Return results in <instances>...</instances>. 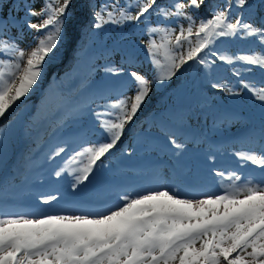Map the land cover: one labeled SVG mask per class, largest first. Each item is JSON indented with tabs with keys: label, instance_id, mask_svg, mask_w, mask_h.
<instances>
[{
	"label": "snow or ice",
	"instance_id": "6c2138e0",
	"mask_svg": "<svg viewBox=\"0 0 264 264\" xmlns=\"http://www.w3.org/2000/svg\"><path fill=\"white\" fill-rule=\"evenodd\" d=\"M74 6V0H0V117L38 84L75 16ZM87 7L94 31L144 24L151 75L134 70L137 61L130 55L104 66L106 74L125 79L114 96L101 94L99 103L92 101L95 108L86 105L103 138L82 146L54 172L57 178L72 176V189L89 181L154 87L190 62L207 70L217 62L229 66L236 83L223 79L211 87L229 95L247 91L264 105V0H88ZM26 28L35 35L22 48ZM221 38H254L258 47L232 51L218 47ZM254 69L260 70L259 81L242 76ZM169 143L177 155L185 148L175 135ZM65 151L57 147L49 159ZM234 155L242 165L259 168L261 178L215 170L222 194L181 198L178 190L161 186L120 194L119 203L79 214L0 210V264H264V134L259 149L245 147ZM40 199L49 204L57 196Z\"/></svg>",
	"mask_w": 264,
	"mask_h": 264
},
{
	"label": "rangeland",
	"instance_id": "374dc122",
	"mask_svg": "<svg viewBox=\"0 0 264 264\" xmlns=\"http://www.w3.org/2000/svg\"><path fill=\"white\" fill-rule=\"evenodd\" d=\"M87 4L88 0H74L75 16L66 26L56 54L47 61L42 78L27 97L0 117V210L87 213L119 203L120 194H145L161 186L178 190L181 198L199 199L202 193L222 194L215 170L239 171L259 180L261 170L250 163L242 165L234 153L245 147L260 148L264 105L247 91L229 95L212 88L210 82L226 79L235 84L238 79L229 66L218 62L203 78H197L200 71H193L194 62H190L171 81L156 85L89 181L72 189V176L63 173L55 177L54 172L75 151L103 138V130L86 105L95 108L92 101L99 103L101 94L114 96L125 79L106 74L104 66L110 61L120 63L121 57L130 55L137 61L134 70L151 75L143 48L149 39L144 24L94 31L89 26L92 18ZM152 21L155 23L156 18ZM34 35L26 28L20 46L27 48ZM221 41L218 47L229 46L232 51L258 47L242 48ZM242 76L261 79L259 69L242 72ZM172 135L185 144L179 155L169 143ZM60 146L66 151L49 159ZM47 194L56 195L57 200L43 203L40 197Z\"/></svg>",
	"mask_w": 264,
	"mask_h": 264
},
{
	"label": "trees",
	"instance_id": "16d2710c",
	"mask_svg": "<svg viewBox=\"0 0 264 264\" xmlns=\"http://www.w3.org/2000/svg\"><path fill=\"white\" fill-rule=\"evenodd\" d=\"M234 11H235V9H234ZM237 11H244L245 12V15L247 16V14H248V12H247V9H243V10H238L237 9ZM225 39H228L227 40V42H225V41H221V42H224V43H230L231 45H233V46H237V47H244V48H246L247 46H252L253 45V43H252V41L254 40V38H248V39H246V40H241V39H239V38H225ZM220 42V43H221ZM228 43V44H229ZM241 43H243V45H240ZM219 44V43H218ZM93 56H94V54H93ZM218 63H220V62H218ZM217 63V64H218ZM219 65V64H218ZM216 66V65H215ZM193 71H200L199 72V75H198V77L197 78H203V75L205 76V75H207L208 74V70L207 69H205V68H200V66H196V65H194V63L192 64V68H191ZM201 70H202V72H201ZM79 77H81V76H79ZM82 78H84V76L83 77H81V79ZM75 79H78L77 77L75 78ZM84 91H85V89L84 90H80V92H79V94H77V95H82L83 93H84ZM224 111H226V110H224ZM156 118H154V120H155ZM163 121H167L166 119L164 120L163 119ZM160 122H162V119H160ZM155 123H157V119H156V121H155ZM164 123V122H163ZM162 125V124H161ZM191 125V124H190ZM23 130V132L24 131H26V130H24V128L22 129Z\"/></svg>",
	"mask_w": 264,
	"mask_h": 264
}]
</instances>
